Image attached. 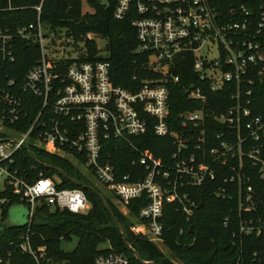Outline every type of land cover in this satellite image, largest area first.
<instances>
[{"label": "built area", "instance_id": "obj_1", "mask_svg": "<svg viewBox=\"0 0 264 264\" xmlns=\"http://www.w3.org/2000/svg\"><path fill=\"white\" fill-rule=\"evenodd\" d=\"M239 2L119 0L115 18L122 20L135 13L132 25L137 30V51L149 54L148 67L158 73L143 80L137 89L116 84L106 60L79 61V55L74 58L53 48L48 55L40 20L16 31L22 38L39 42L42 57L26 74L21 88H15L12 80L8 88H0L4 106L0 130L22 120L24 93L39 100L40 110L26 131L9 128L19 137L0 136V176L7 174L15 193L29 206L28 222L39 203L76 214L91 206L82 188H60L58 176L41 174L27 181L7 169L16 150L33 144L69 158L87 175L93 173L116 197L123 213L128 212L133 199L146 198L131 231L158 245L164 241L165 204L179 203L190 219L198 203L189 189L215 180L219 171L228 167L232 174L224 181L236 188L239 198L238 232L242 236L264 235V218L254 215L257 199L248 174L255 166L264 180V115H253L250 108L254 78L264 77V3L254 10ZM13 39L8 28H0V54L5 61L15 58ZM188 56L193 57V69L210 92L234 87L233 106L212 117V123L220 122L228 131L208 130L204 107L208 95L200 84L185 88L186 96L200 104L181 112V127L171 128L169 85L180 81L174 69ZM69 59L74 61L67 64ZM150 127L157 136L173 139L177 150L171 161L164 163L152 151H141L139 159L132 162L145 169V176L139 177L138 171L136 180L131 179L133 175L120 177L108 151L110 141L130 143L133 137L147 134ZM228 190V186L219 187L216 194L224 197ZM18 239L21 250L37 264L51 263L46 246L35 247L30 228ZM92 264H131V259L123 251H110L99 253Z\"/></svg>", "mask_w": 264, "mask_h": 264}, {"label": "trees", "instance_id": "obj_2", "mask_svg": "<svg viewBox=\"0 0 264 264\" xmlns=\"http://www.w3.org/2000/svg\"><path fill=\"white\" fill-rule=\"evenodd\" d=\"M84 0H0V28L7 29L14 35L12 49L14 60L5 61L0 54V88H8V82L14 81L15 88L24 84L26 74L35 67L42 57L39 42L22 38L17 30L31 24L48 27L56 34L70 37L72 41L83 42L84 51L79 53V61L106 60L111 66L112 80L125 88L137 89L146 78L158 76L148 67L149 54L137 51V30L132 25L136 16L128 13L125 19H116L114 10L119 0H86L94 8L92 13L83 11ZM254 10L264 3V0H240L239 3ZM37 7L41 9L38 10ZM101 34L106 39L108 54L102 56L95 39H89L88 33ZM47 35V34H46ZM69 43V42H68ZM74 60H67V64ZM177 68L174 74L180 79L170 87V121L171 128L181 127V112L193 110L200 102H193L185 95V88L193 84L201 85L208 100L205 113L208 115L209 131H228L220 122L212 123V117L225 113L235 103L232 98L234 87L227 85L215 93L205 88L199 75L193 69V57L188 56ZM250 105L253 115H264V77H255ZM25 106L22 120L14 125H6L0 130L1 137H7V130L24 132L37 116L39 100L29 93H24ZM0 103V117L3 111ZM171 137H159L152 127L147 134L135 136L132 142L115 139L110 141L109 149L112 161L117 167L120 177L133 175L132 180L143 178L144 168L132 161L139 159L141 151H152L164 163L171 161L172 154L177 150ZM36 159L25 147L16 150L13 161L7 164V169L27 181H34L41 174L58 176L60 188H82L90 202V209L79 214L67 209L52 208L47 203H39L33 212L32 222L18 224L10 222L11 206L25 203L5 180L4 188L0 189V264H37L36 259L24 253L19 245V237L30 228L31 238L35 247L46 246L50 264H92L99 253L123 251L131 259V264H145L139 261L127 247L118 222L114 219L99 195L92 189L78 185L83 183L98 189L106 198L118 221L123 225L128 241L147 262L157 264H174L172 258L166 255L159 245L131 231L140 209L147 204L146 198H135L128 206V212L123 213L119 201L110 192L106 194L93 182V173L85 174L66 157L43 151L29 144ZM5 165V164H4ZM54 167L64 170L67 177ZM232 171L225 167L219 171L215 180L207 181L201 187L189 189L190 196L197 200L198 207L190 219L179 208V203L167 202L163 210V245L179 259H190V264H264V235L242 236L239 232V198L235 187H229L224 179ZM254 186L257 199L256 217L264 218V180L261 179L257 167L252 166L248 172ZM74 179L75 181H73ZM228 186L229 190L223 197L217 195L219 187ZM226 218H229L227 221ZM28 219V218H27ZM78 238L76 247L63 249V241ZM106 244V245H103Z\"/></svg>", "mask_w": 264, "mask_h": 264}, {"label": "rangeland", "instance_id": "obj_3", "mask_svg": "<svg viewBox=\"0 0 264 264\" xmlns=\"http://www.w3.org/2000/svg\"><path fill=\"white\" fill-rule=\"evenodd\" d=\"M104 1V0H102ZM83 11L84 12H90L92 13L94 11V8L90 6V4L84 0L83 1ZM43 31H45L46 35V39H45V43L47 45V53L48 55H51V51L50 48H53L52 50L55 51L57 49L56 52H60V51H66L67 55H70L74 58H76V56L79 55V53L81 51H84V47H83V42L79 41L76 42V44L72 41V39L70 37H68L67 35H65V32H61L62 35L56 34L55 32L51 31L48 27L43 26ZM91 36L92 39H95L97 46L100 48V54L103 56H106L108 54L107 49L105 47L106 45V39L101 35V34H97L95 32L93 33H88V36ZM69 42V43H68ZM53 44V45H52ZM49 45H51L49 47ZM61 55V54H60ZM7 136L10 138H16L19 137L20 135H18L16 132L11 131L10 129L7 130ZM7 179V174L5 172H3L2 176H0V189H3L4 187V183L5 180ZM93 182L95 185H98L104 193L106 194H110L109 190L98 180H96L95 178L93 179ZM29 206L27 204L24 203H16L15 205L11 206L10 209V215H9V220L10 222H14V223H18V224H24L25 222H27V216L29 214ZM1 208H0V214H1ZM77 241L78 238L74 237L72 240H66L64 239L63 241V249L71 251L73 250L76 245H77ZM106 245V244H103ZM159 247L161 248V250L168 256H170L174 262V264H190L191 260L190 259H179L176 258L174 256H172V254L165 248L164 245H159Z\"/></svg>", "mask_w": 264, "mask_h": 264}, {"label": "water", "instance_id": "obj_4", "mask_svg": "<svg viewBox=\"0 0 264 264\" xmlns=\"http://www.w3.org/2000/svg\"><path fill=\"white\" fill-rule=\"evenodd\" d=\"M187 94H188V91L185 92V95H187ZM0 141H1V138H0ZM25 148L28 149L29 152L31 153V155L33 156V158L36 159V156H35L34 152H32V151L29 149L28 146H25ZM54 168L57 169L61 174H63V175H65V176L69 177V176L67 175V173H66L64 170L58 169V168H56V167H54ZM69 178H70V177H69ZM72 180L75 181L74 179H72ZM78 185H82V186H84V187L90 188V189L94 190V191L99 195V197H100V199L102 200V202H104L105 205L108 207V209H109V211H110L112 217H113L114 219L117 220V222H118V226H119V228H120V230H121V233H122V236H124V240H125V242H126V245H127V247L132 251V253L135 254L136 258H137L139 261H141L142 263H145V264H157L155 261H151V262L144 261V260L142 259L141 255H140V253H138V252L134 249V247H132V246L130 245V243H129V241H128V236H126V232H125V229H124L123 225H122V224L118 221V219L116 218V216H115L113 210H112L111 207L109 206V203L107 202V200H106V198L104 197V195H103L98 189L96 190L94 187H92V186H90V185L83 184V183H78Z\"/></svg>", "mask_w": 264, "mask_h": 264}]
</instances>
